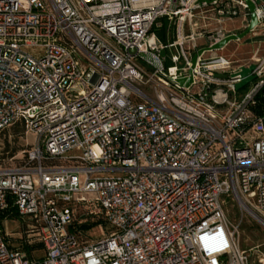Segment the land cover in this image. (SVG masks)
<instances>
[{
	"label": "built area",
	"instance_id": "built-area-1",
	"mask_svg": "<svg viewBox=\"0 0 264 264\" xmlns=\"http://www.w3.org/2000/svg\"><path fill=\"white\" fill-rule=\"evenodd\" d=\"M246 12L244 0H0V134L21 122L35 136L22 164L0 166V264H248L224 202L264 212V109L251 110L264 51L234 68L215 50L191 62L228 35L211 20ZM158 18L175 26L168 44ZM167 48L182 67L172 52L164 69ZM250 64L258 81L236 100L231 74ZM17 217L14 238L2 223Z\"/></svg>",
	"mask_w": 264,
	"mask_h": 264
},
{
	"label": "rangeland",
	"instance_id": "rangeland-1",
	"mask_svg": "<svg viewBox=\"0 0 264 264\" xmlns=\"http://www.w3.org/2000/svg\"><path fill=\"white\" fill-rule=\"evenodd\" d=\"M257 4H263L264 0H255ZM246 12V17H247ZM242 18L240 14L238 17L234 18V21L225 19V23L231 25L233 23H238ZM259 32L257 37H252L251 32L245 35L243 38L238 41H230L221 51H214L217 54H223L234 62L232 68L236 66L237 63H248L253 56V52L257 46H259V51L257 56L262 55L264 51V26L260 25L256 29ZM151 31L156 36L159 42L163 44H168L169 40L173 41L176 37L175 26L171 24L166 18H158L154 21ZM185 32H188V25L184 28ZM239 33V32H237ZM261 42V45L260 43ZM204 42L199 41V48L203 47ZM205 46V45H204ZM174 52L175 55H179L178 66L182 67L184 65V59L181 56L178 49L167 48L160 53V57L163 58V67L166 69L170 65H175L171 61V55ZM194 52H192L191 57ZM210 53H206L207 56ZM136 62L146 70H152V65L147 62L145 59L135 57ZM231 74V71L226 73L216 74L219 78H226ZM258 81V78L253 79L246 85L235 90L236 100H240L243 96L249 92L254 83ZM225 88V87H224ZM181 91V90H178ZM230 97L233 98V93L229 91ZM34 133L28 132L24 133L22 128L19 126H13L6 129L0 134V166H10V165H19L24 162L23 151L26 148H29L34 141ZM243 199H238L236 197H226L224 202V210L227 215V218L235 229V236L239 243L241 249L246 250L249 253L248 264H264V225L255 218L258 216L264 219V212H256L251 208H246L243 205ZM17 220L14 218L6 221H3L2 228L6 234L11 233V237H16V231H20V220L21 218L17 217ZM102 226H91L89 228H83V233L89 239L95 240L103 234ZM41 254L39 250L34 253V256L37 257Z\"/></svg>",
	"mask_w": 264,
	"mask_h": 264
},
{
	"label": "water",
	"instance_id": "water-1",
	"mask_svg": "<svg viewBox=\"0 0 264 264\" xmlns=\"http://www.w3.org/2000/svg\"><path fill=\"white\" fill-rule=\"evenodd\" d=\"M198 1H201V0H198ZM244 1L247 5V12H248V16H249L248 24L244 28V30H242L239 33L228 34L227 36H225L223 39H221L219 42L213 44L212 46L198 49L193 54V56L191 58V62H192L193 66L196 62L197 56L200 55L202 53V51L221 49L225 45H227L230 41L239 40V39L243 38L246 34H248V32H250L253 28H255L259 25V21L257 19V14H256V10H255L256 4H255L254 0H244ZM254 67H255L254 64H250L249 66H240L238 72L231 74V76H235L237 74L239 75V81L234 83V88L236 90L241 88L242 86L246 85L247 83H249L250 81H252L255 78V75L251 73V71L254 69ZM190 72L191 71H189V73ZM190 81H191V77H188V79H186V82H185V79L182 77L177 78V82L180 84L185 82V85H188V83Z\"/></svg>",
	"mask_w": 264,
	"mask_h": 264
},
{
	"label": "crops",
	"instance_id": "crops-1",
	"mask_svg": "<svg viewBox=\"0 0 264 264\" xmlns=\"http://www.w3.org/2000/svg\"><path fill=\"white\" fill-rule=\"evenodd\" d=\"M262 4V3H261ZM260 5V4H258ZM242 15V18L241 20L238 22V23H233L231 25H228L227 23H225V19L224 18H228V20L230 21H234L233 19L238 17H224L223 19H221V22L220 23H217L216 21L214 20H211L209 22V28H217V27H222L223 29H225L228 34H232V33H237V32H241L242 30H244V28L247 26L248 24V19H249V16L246 17V13L245 14H241ZM260 26V25H258ZM257 26V27H258ZM257 27L253 28L250 32H251V36L252 37H257V35H259V32L256 30ZM249 33V32H248ZM247 35V34H246ZM235 41H238V40H235ZM260 45H261V42H259ZM226 46V45H225ZM219 51H221L220 49H218ZM218 50H215V51H218ZM259 51V46H257L254 50V52H258ZM253 52V53H254ZM214 53V52H213ZM217 54V53H215ZM218 55H223V54H218ZM225 56V55H224Z\"/></svg>",
	"mask_w": 264,
	"mask_h": 264
},
{
	"label": "trees",
	"instance_id": "trees-1",
	"mask_svg": "<svg viewBox=\"0 0 264 264\" xmlns=\"http://www.w3.org/2000/svg\"><path fill=\"white\" fill-rule=\"evenodd\" d=\"M255 99H256L255 105L251 106V110L256 114H259L264 109V84L261 87L260 91L256 94ZM13 126H19L23 130V125L21 122H16L11 127H13ZM11 127H9V128H11ZM31 246L39 247V245H31Z\"/></svg>",
	"mask_w": 264,
	"mask_h": 264
},
{
	"label": "bare ground",
	"instance_id": "bare-ground-1",
	"mask_svg": "<svg viewBox=\"0 0 264 264\" xmlns=\"http://www.w3.org/2000/svg\"><path fill=\"white\" fill-rule=\"evenodd\" d=\"M224 47H225V46H224ZM224 47H223V48H224ZM223 48H221V49H223ZM221 49H220V50H221ZM255 218L258 219V221L261 222V223L264 225V220H263L262 218H260V217H258V216H255Z\"/></svg>",
	"mask_w": 264,
	"mask_h": 264
}]
</instances>
